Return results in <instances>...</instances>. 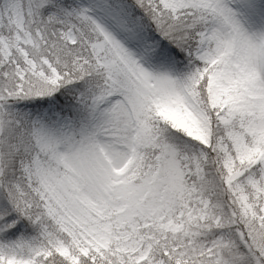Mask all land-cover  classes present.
Segmentation results:
<instances>
[{
  "label": "snow or ice",
  "instance_id": "obj_1",
  "mask_svg": "<svg viewBox=\"0 0 264 264\" xmlns=\"http://www.w3.org/2000/svg\"><path fill=\"white\" fill-rule=\"evenodd\" d=\"M0 264H264V0H0Z\"/></svg>",
  "mask_w": 264,
  "mask_h": 264
}]
</instances>
